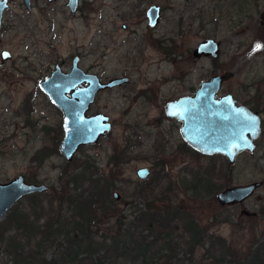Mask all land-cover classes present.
Returning a JSON list of instances; mask_svg holds the SVG:
<instances>
[{"label":"rangeland","instance_id":"rangeland-1","mask_svg":"<svg viewBox=\"0 0 264 264\" xmlns=\"http://www.w3.org/2000/svg\"><path fill=\"white\" fill-rule=\"evenodd\" d=\"M66 1L40 2L31 12L17 5L6 13V22L14 15L18 20L11 32L0 33V48L13 52L17 71H11L8 63L0 66V95L11 92L13 107H19L36 80L56 63L68 71L74 55L80 56L81 69L103 82L129 78L127 85L101 92L88 112L109 117V135L97 144L81 147L67 167V172L79 174L88 162L87 171L96 174L90 177L92 183L96 179L113 183L108 192L112 206L101 218L91 220L90 235L97 245L90 251L76 249L75 264H141L135 260L137 245L126 231L134 226L130 231L151 244V251L159 249L166 229L159 233L155 226L150 229L137 221L142 215L165 210L193 218L207 235L222 238L240 256L260 248L264 243V185L245 202L230 207L220 206L215 195L229 186L264 182V122L256 151L240 154L230 168L223 156H203L190 149L181 136V123L168 119L164 108L170 100L191 95L212 75L231 71L234 77L223 84L219 95H233L239 104L261 112L264 121V32L257 38L264 26V0H255L258 8L250 18L237 12L238 3L231 5L234 0H82L75 14L66 9ZM153 4L161 6L162 19L149 29L145 11ZM207 38L220 43L217 59L194 58L193 50ZM24 57L27 60L21 61ZM40 111L41 127L60 121L43 98ZM40 129L28 138L19 135L13 142L2 143L0 182L22 174L48 185V194L37 198L44 202L39 222L53 223L76 236V210L67 201L60 204L56 200L66 185V176L61 174L66 168L64 158L51 153L41 163L32 160L39 149L53 146ZM112 157L116 163L109 165ZM140 168L151 173L144 181L136 177ZM206 184L214 185V192ZM92 186L74 189L66 185L65 192L88 195ZM144 188L148 192L139 195ZM29 203L25 198L15 209L22 211ZM27 211L34 226L41 212L32 207ZM181 235L175 231L171 252L160 250L158 264H189L186 249L180 246ZM62 251L50 247L41 257L58 261ZM205 252L198 247L193 262L199 263ZM214 252L218 255L217 247ZM1 262L15 264L9 255Z\"/></svg>","mask_w":264,"mask_h":264},{"label":"water","instance_id":"water-1","mask_svg":"<svg viewBox=\"0 0 264 264\" xmlns=\"http://www.w3.org/2000/svg\"><path fill=\"white\" fill-rule=\"evenodd\" d=\"M24 1L28 4L30 0ZM78 1L68 0L67 7L72 13L76 11ZM4 7V3H1L0 21ZM161 11L159 5L147 8L145 15L150 28L160 24ZM261 25H264V13L261 15ZM219 52L220 43L213 38H207L196 46L193 56L216 59ZM78 63L79 58L75 57L69 73L64 74L56 68L48 78L39 83L50 101L64 112V137L60 150L66 162L72 161L80 147L92 146L111 132L112 124L107 115L98 113L86 116L97 94L128 83L127 78H114L103 83L95 75L81 70ZM233 77L234 73L231 71L214 74L203 80L192 96L169 101L164 108L168 119L181 123V136L190 149L203 156H223L230 168L240 154L254 153L255 143L262 133L258 112L238 104L231 94L219 95L223 84ZM250 118L255 121L253 130H248ZM149 175L148 168L136 171L139 180H144ZM263 184V181H253L245 185L229 186L217 192L215 198L223 207L238 205L251 198ZM47 189L42 184L26 183L22 176L0 183V221L20 199ZM113 195L118 199L117 193Z\"/></svg>","mask_w":264,"mask_h":264},{"label":"trees","instance_id":"trees-1","mask_svg":"<svg viewBox=\"0 0 264 264\" xmlns=\"http://www.w3.org/2000/svg\"><path fill=\"white\" fill-rule=\"evenodd\" d=\"M235 4L238 8L236 9L237 12L243 15L244 18L252 17L254 11L258 8V4L255 3V0H234L231 5L236 6ZM217 11L222 14L221 9ZM217 11L215 10L213 13ZM262 32H264V26H261L259 29L257 38L262 35ZM115 163V157H112L108 164L111 165ZM89 166L91 167L88 162H85L80 178L77 181L73 179L71 183L74 189L86 185L92 186L93 184V190L90 191L88 195H85V193L81 195L67 194V196H59L56 199L60 204H62L64 200L67 201L76 210L77 215L73 223V231H78L76 236H73L69 231L63 232L60 226L54 227L55 224L53 223L43 224L41 221L40 223L39 220L42 216L41 209L44 208V202L39 201L37 198L35 199V196H33L28 204L30 205L29 208H38L41 212L40 215H38L39 217L36 218L34 226H31L29 222L28 207L24 208L22 211H17L14 207L5 216L4 223L0 224V264H3L1 259L7 255L11 257V260L15 264H63L67 262L75 264V260L79 255L78 250L90 251L97 245L90 235L91 220L95 217L101 218V215L106 213L107 208L112 206L109 201L108 192L110 187L113 186V183L109 182L107 179H96L93 180L92 183L90 177L91 175L94 177L96 174L94 171L90 173L87 171L86 168ZM92 167L94 169L96 167L95 164H93ZM66 184L69 185V182H66ZM210 185L211 186L207 185V189L213 191L214 185ZM145 192H148L147 188L140 189L139 195H144L143 193ZM50 202H54V200ZM182 218L184 217H181L177 212L174 215H170V213L165 210L142 215L138 221L136 220L137 224L142 223L150 229L155 226L154 228L159 230V233H162L163 231L161 230L164 229H166V231H164V235L161 238L162 243L159 249L151 251L153 250L152 245L147 243L145 239H141V241L140 238H137V235L130 231L134 228V226H131L130 229L126 231V236L130 238L132 243L137 245V249H135V252H137L135 260L138 259L141 264H158L161 258V256H159L160 250L166 249L171 252L172 235L175 231H180V233L182 232L179 240L180 246L186 249L185 251L188 255L186 261H188L189 264H195L193 262V255L198 247H202L206 252L197 264H264V243L260 248L254 251L248 250L245 254L240 256L239 253L222 238L211 234L207 235L205 233L206 230L201 228L193 218L185 217L183 220ZM61 236L64 237L62 240L59 239ZM108 240V238L104 239V241ZM61 242H63V245ZM207 242H209L208 247L206 246ZM155 244L156 243H154V245ZM50 247L63 249L59 254L58 261H47L41 257L42 252ZM216 247L218 248V255L214 252ZM76 249L78 250L76 251ZM261 253L263 255H261ZM229 257L231 259H227ZM170 258L169 256V259ZM181 264H185L184 261Z\"/></svg>","mask_w":264,"mask_h":264},{"label":"flooded vegetation","instance_id":"flooded-vegetation-1","mask_svg":"<svg viewBox=\"0 0 264 264\" xmlns=\"http://www.w3.org/2000/svg\"><path fill=\"white\" fill-rule=\"evenodd\" d=\"M57 1H59V0H53V1H49V0H30L29 3L27 4V3H25L24 0H0V4L1 3H4V6H5L3 8L2 13H1L0 33L5 32V31L11 32L13 30V28H15V25L17 24L18 17L16 15H14L11 18L7 19V22L5 20L6 13H8V11L13 6L20 5L25 10V12H31L34 9V7L38 3H40V2H43V3H46V4L49 5V4H54ZM81 1L82 0H79L78 1V5H77L76 11L74 13H72L70 11V9L67 7L68 0L66 1L65 7L69 11V13L75 14V13H77V11L79 9V5H80ZM153 5H155V4H153ZM145 13H146V11H145ZM145 17H146V15H145ZM148 28L149 29H154V28H150L149 26H148ZM5 54H7V55H5ZM192 55H193V52H192ZM14 57L15 56H14L13 52L10 51L9 49L0 48V66H2V64H7L8 63V64H11L9 66V69L11 71H17V65L15 63H12V62H14L13 61L15 59ZM75 57H78L79 58V63H78V66H79V64H80V56H78V55L72 56L71 61H70V68H69L68 71H65L60 64H57V63L54 64L53 68H51L49 70V72H48L47 75H45L42 78H40V79H38V80L35 81L34 87L32 88V91L29 92L27 95H25L23 97V99H22L21 104H20L19 107H13L14 101H13V98L11 96V92L5 91L4 92V97L0 95V150H1V147H2V143L13 142L14 140H16L19 137V135H22V136H25L26 138H28L29 136H32L33 132H35V129L37 127H40L41 128L40 129V132L42 133V135L43 136H46L47 139H49L50 141H52L53 146L52 147H46V146L42 147L41 149L38 150L36 156H33L32 157V160L41 163L42 160L44 158H46V156L50 155L51 153L52 154H60L64 158V160H65V157H64V155L62 154V152L60 150V146H61V143H62V140H63V137H64V131H63L64 112L59 107L55 106L50 101V99L48 98V96L40 88L39 83L41 81H43L44 79L48 78L51 75V73L56 70V68H58L64 74L69 73L70 70H71V68H72V61H73V59ZM202 57H205V56H202ZM202 57H200V58H202ZM205 58H209V57H205ZM26 60H27V58H25V57L24 58H21V61H26ZM79 68H80V66H79ZM81 70H83V69H81ZM83 71L86 72V73L95 75L100 80V78L96 74L91 73L89 71H85V70H83ZM116 78H127V77H116ZM112 79H114V78H112ZM127 79H128V83H129V78H127ZM101 82H103V81H101ZM128 83H126L125 85H127ZM122 86H124V85H122ZM122 86H120V87H122ZM115 88H119V87H115ZM115 88H113V89H115ZM113 89H111V90H113ZM106 91H109V90H106ZM101 92H104V91H101ZM101 92H99L97 94V96ZM194 92H195V90L193 91V93L191 95H185V96H192L194 94ZM97 96L95 98V101L97 99ZM181 97H184V96H181ZM41 98L44 99L45 104H46L47 107H49V109L51 108V110H53L56 114H58V116H60V121L55 126H50V125H46V124L44 126H42V127L40 126V120H41V118H40V115H41V111H40V100H41ZM177 99H174V100H177ZM3 100H4V105L2 104V101ZM174 100H170V101H174ZM95 101H94V103H95ZM92 106L93 105H91V107ZM91 107L86 112V116H92V115L98 114V113L89 114L88 112L90 111ZM248 108L251 109L252 111L258 112L259 115H260V117H261V112H259L258 110H253L250 107H248ZM263 122L264 121H263V119L261 117L262 133H263ZM19 130H21L22 133L19 132ZM262 133H261L259 139L261 138ZM102 139H104V138L99 139V141L102 140ZM258 140L255 143L256 144V149H257V142H258ZM256 149H255V151H256ZM74 157H75V155H74ZM74 157H73V159H74ZM73 159H72L71 162H66L65 161L66 162V165H65L66 168L64 167L63 172H61L62 175L65 174V176H66V178L64 180V183L66 184V182H69V185L66 184L67 186H73V184L71 183L72 180L75 179L77 181L80 178V174H81V172L79 174H77L78 172H76L75 170H71L70 173L67 172V167H69V165L73 162ZM150 175H151V173H150ZM18 176H22L24 178V181L26 183L45 185L44 183H42V181L36 180V178H34V179L27 178L25 175H22V174H19V175L15 176V177H18ZM149 176L147 178H149ZM146 179H144V180H146ZM10 180H7L5 182H8ZM5 182H0V183H5ZM66 185L63 184V186L61 187L62 190H61L60 193H62L61 194L62 196H67V193L65 192ZM45 186H47V188H48L47 191L42 192V193H34V194H31V195L25 196L22 199H20L13 206V208L20 201H22L25 198L32 199V197L35 196V199H36V198H39L40 196L47 195L48 192H49V188L50 187L48 185H45ZM68 194H70V192Z\"/></svg>","mask_w":264,"mask_h":264},{"label":"snow or ice","instance_id":"snow-or-ice-1","mask_svg":"<svg viewBox=\"0 0 264 264\" xmlns=\"http://www.w3.org/2000/svg\"><path fill=\"white\" fill-rule=\"evenodd\" d=\"M5 55H7V54H5ZM249 125H250V127L248 128V130H253V128H254V126H255V121H254V119H249ZM246 146H248V145H246ZM144 173H141V175H143Z\"/></svg>","mask_w":264,"mask_h":264}]
</instances>
